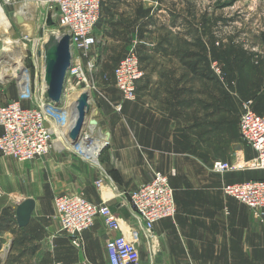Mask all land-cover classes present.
<instances>
[{
    "label": "crops",
    "instance_id": "1",
    "mask_svg": "<svg viewBox=\"0 0 264 264\" xmlns=\"http://www.w3.org/2000/svg\"><path fill=\"white\" fill-rule=\"evenodd\" d=\"M103 5L95 29L101 41L96 47L99 65L106 61L105 54L112 53V44L125 45V55L141 23L130 22L127 15L113 16L122 6L134 11V0H103ZM186 34L158 45L149 37L141 39L146 75L138 82L136 100L122 101L114 85H100L102 95L91 114L96 125L87 127L95 137L99 165L90 155L88 160L78 154L67 137L36 160L0 156V264H33L37 258L34 264H109L106 241L120 232L106 228L101 217L84 232L82 249L72 246L60 231L54 198L76 192L95 203L106 195L126 230H138L143 264H264V222L223 191L224 184L262 178L263 172L213 170L216 160L237 165L256 152L242 140L239 120L225 119L220 91L213 92L200 71L194 73L193 61L199 68L204 64L202 50L192 55V38ZM123 56L109 60V76ZM18 96L15 87L1 97L0 105ZM152 169L169 174L177 213L158 221L148 238L132 214L129 193L149 181ZM102 172L113 180L105 191L96 186ZM26 198H33L36 206L29 224L20 227L17 206Z\"/></svg>",
    "mask_w": 264,
    "mask_h": 264
},
{
    "label": "built area",
    "instance_id": "2",
    "mask_svg": "<svg viewBox=\"0 0 264 264\" xmlns=\"http://www.w3.org/2000/svg\"><path fill=\"white\" fill-rule=\"evenodd\" d=\"M11 1L17 0H0V5L1 2L9 4ZM36 2L54 13L62 29L59 36L70 35L73 67L67 78L61 110L47 101V88L43 89L41 97L36 96L30 72L25 66L22 73L26 76V82L16 80L19 88L18 98L0 105V156H10L19 161L36 160L45 156L61 138L69 135L68 125L71 116L69 108L75 102V95L82 92L89 94L90 117L97 103L93 92H97L98 96L102 95L93 80L99 67V53L96 50L99 38L95 34V29L102 17L103 0H36ZM211 67L215 74L222 76L223 71L217 62H213ZM113 74L121 100H136L138 82L146 75L136 41L118 61ZM23 102H29V105L25 106ZM117 109L120 111L122 105L118 104ZM91 119L95 121L94 118ZM239 130L242 140L255 150L254 158L237 165L229 161L216 160L213 163V170L226 172L248 168L263 172L262 178L224 184L223 191L251 208L256 217L264 222V113L255 110L253 99H246L243 102ZM92 135L94 137V134ZM83 136H90L87 129ZM67 139L69 140V137ZM81 144L82 142L78 146ZM76 150L78 154L90 159L87 151L80 148ZM91 161L99 165L98 155L95 161L92 159ZM112 183V178L106 172H102L101 177L96 180V186L104 191L107 190L106 186ZM103 197L101 202L95 203L83 192L57 194L54 205L60 231L69 238L72 246L82 249L84 232L101 217L106 228L120 232L106 241L109 264H143L138 230H126L124 222L108 203L109 199L105 194ZM129 201L134 218L148 238H151L158 221L172 218L177 213L175 191L170 183L169 174L160 170L152 169L149 181L129 193Z\"/></svg>",
    "mask_w": 264,
    "mask_h": 264
},
{
    "label": "rangeland",
    "instance_id": "3",
    "mask_svg": "<svg viewBox=\"0 0 264 264\" xmlns=\"http://www.w3.org/2000/svg\"><path fill=\"white\" fill-rule=\"evenodd\" d=\"M11 2L9 4L1 2L7 24L0 29V88L8 92L0 91V99L8 95L11 90H15V87L18 88L17 79L26 82V76L22 73L23 66L30 72L36 96L41 97L43 89L46 88L45 46L50 36L52 34L59 36L62 29L54 13L38 4L36 0ZM25 3H30L27 4L28 8L34 9V12L30 14L26 11L27 18L31 19H27L24 14H20L21 12L18 13ZM0 12H3L1 8ZM18 15L23 16V22H18ZM120 15L123 18L126 15L129 16L130 22H141L135 30L137 35L132 40L130 39L129 43L130 46L136 41L138 50L141 39L144 41L149 37L152 44L158 45L160 44L158 41L166 39L168 42L169 37L179 36L180 33L190 34L193 51L200 53L199 50H202L204 61L202 67L207 66V62L210 67L213 62H217L223 71L222 76L215 74L219 80L218 85L212 81L207 80V82L208 87L213 88V92L217 89L216 87L223 89V93L220 90V95L225 102L224 116L227 121L233 120L237 123L239 120L240 122L243 102L258 92L261 95L256 101L257 108L264 112V92L262 93L264 90V40L262 39L264 0H134V11L122 6L113 13L114 17ZM132 16L134 20L131 19ZM51 42L49 49L54 46L53 39ZM111 46L112 53L109 56L104 55L106 61L99 65L94 76L93 82L99 89L106 85L115 86L114 75L109 76L110 67L108 65L117 55L123 56L125 53V45L115 43ZM18 55L22 56V59L15 64L13 58ZM244 62L249 66L242 68ZM103 68L104 74H102ZM98 95L97 92H93L94 99L99 100ZM34 103L36 104L37 101ZM69 110L71 116L68 131H71L78 119L75 102ZM87 127H91L88 122L82 130L80 139L84 137L83 132ZM87 131L90 134L87 139H95L92 130L87 129ZM236 141H241V139ZM86 162L89 163L87 160ZM38 261L37 258L34 263Z\"/></svg>",
    "mask_w": 264,
    "mask_h": 264
},
{
    "label": "water",
    "instance_id": "4",
    "mask_svg": "<svg viewBox=\"0 0 264 264\" xmlns=\"http://www.w3.org/2000/svg\"><path fill=\"white\" fill-rule=\"evenodd\" d=\"M19 23L24 21L23 16L18 15ZM51 39L54 40L53 56L45 59V84L47 88V101L52 103L58 110L64 103L66 94V83L70 70L73 67V53L71 46V37L69 34L56 36L52 34L48 43L45 46V52L52 45ZM51 42V43H50ZM47 55V54H46ZM89 94H82L78 105V119L75 126L69 131V140L71 144L77 143L82 135L88 115L91 112V107L87 101ZM94 121V120H93ZM36 201L33 198H26L17 206V222L20 227H26L35 210Z\"/></svg>",
    "mask_w": 264,
    "mask_h": 264
},
{
    "label": "bare ground",
    "instance_id": "5",
    "mask_svg": "<svg viewBox=\"0 0 264 264\" xmlns=\"http://www.w3.org/2000/svg\"><path fill=\"white\" fill-rule=\"evenodd\" d=\"M27 4H30V3H25V4H23L21 7H20V10L18 11V13H20V14H24L25 16H26V18H27V15H26V11H27V13H32V12H34V9L32 8H28V5ZM0 8L2 9V11L3 12H0V29H2V28H4L5 27V25L7 24V18H6V15H4V10H3V8H2V6L0 5ZM27 19H31V18H27ZM9 21V20H8ZM2 32V31H1ZM53 48H54V46L52 47V49H49L48 50V52H45L44 53V58L46 59V58H50L51 56H53ZM9 54V53H8ZM47 54V55H46ZM18 59V60H17ZM22 59V56H19L18 55V57L17 56H14V58H13V60H15L14 61V63L15 64H18V61H20ZM12 60V59H11ZM85 93H87V92H83V93H81L80 95H77V96H79L77 99H75V109H76V113H77V117H78V115H79V110H78V105H79V102H80V99H81V96H82V94H85ZM89 99V98H88ZM88 101V100H87ZM90 117V116H89ZM89 117H88V120H89ZM88 122V121H87ZM90 126H95V123H94V121L93 120H91V123H90ZM88 137H82L81 138V140L82 141H77V147H79L78 146V144H80L81 142H82V144H81V146H80V149H83V150H85V151H87V154H88V156L90 155L91 156V158H94V160H96V155H97V149H96V146H94V143H93V140L91 139V138H89V139H87ZM80 140V139H79ZM105 140L107 141V138L105 137ZM95 141V140H94Z\"/></svg>",
    "mask_w": 264,
    "mask_h": 264
},
{
    "label": "trees",
    "instance_id": "6",
    "mask_svg": "<svg viewBox=\"0 0 264 264\" xmlns=\"http://www.w3.org/2000/svg\"><path fill=\"white\" fill-rule=\"evenodd\" d=\"M262 39L264 40V35L262 36ZM192 47H193V44H192ZM191 53H192V55H194V54H196V55H199V53H196V52H194L193 50H191ZM193 64V66H192V68H193V70H194V73L195 74H199V71L201 72V76H202V78H206L208 81H212V82H214L216 85H218L219 84V80L217 79V77H216V75H215V73L213 72V70L211 69V67L209 66V63L207 62V66H206V68L204 67H202V68H199L198 67V62L197 61H193L192 62ZM245 66H249V64H247L246 62H244V64H243V66H242V68L243 67H245ZM255 73H256V71H255ZM219 91L221 90V92L223 93V89L221 88V87H216ZM264 92V90L262 91V93ZM260 95H261V93L260 92H258V93H254L253 94V96H251V98H248V99H253L254 100V108H255V110L258 112V113H264L263 111H261V110H259L258 108H257V100L260 98Z\"/></svg>",
    "mask_w": 264,
    "mask_h": 264
}]
</instances>
